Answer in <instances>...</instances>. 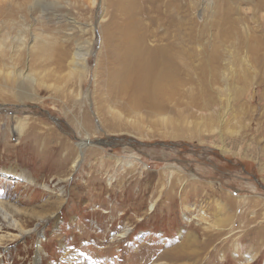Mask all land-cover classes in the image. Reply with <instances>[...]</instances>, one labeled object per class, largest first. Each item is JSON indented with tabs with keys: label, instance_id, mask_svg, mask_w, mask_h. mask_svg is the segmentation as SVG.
Instances as JSON below:
<instances>
[{
	"label": "rangeland",
	"instance_id": "1",
	"mask_svg": "<svg viewBox=\"0 0 264 264\" xmlns=\"http://www.w3.org/2000/svg\"><path fill=\"white\" fill-rule=\"evenodd\" d=\"M262 2L0 0V264H264ZM172 16L180 73L132 102Z\"/></svg>",
	"mask_w": 264,
	"mask_h": 264
},
{
	"label": "bare ground",
	"instance_id": "2",
	"mask_svg": "<svg viewBox=\"0 0 264 264\" xmlns=\"http://www.w3.org/2000/svg\"><path fill=\"white\" fill-rule=\"evenodd\" d=\"M259 5L264 7V2ZM174 10H176V12L180 11V7L178 6V4H174ZM178 15H180V13H178L177 16ZM181 25L182 23L172 16L170 26L176 28V32L173 31L174 34L172 35V40L168 35H165L158 37V43L150 45L148 44V37H150L148 27L140 24L139 20H136V26L140 29V32L137 36L134 34L129 36L132 37V39H128V43H126L125 45V47L128 49V52L122 58L123 61L130 63L129 70L127 72L131 74L127 73L128 81L126 82V85L123 86V90H125L126 88L130 89L129 98H131L132 102L136 99L138 101L147 100L148 95L152 94L154 91L157 93L163 91L164 86L161 85L162 82L169 83L172 81H176L175 76L179 75L182 64L181 53L183 52L182 46L184 44V36L181 35L180 31ZM194 36L195 35L191 33L187 36V38H191ZM78 51L79 52L75 54L73 61L76 62V64L78 59H82L83 57H85V53H80V49ZM189 55L190 52H186V56L189 57ZM218 59L220 58L215 52L212 53L209 58L211 63H215V61H217ZM84 146H87V144H85L84 142L83 144H80V147L82 149ZM8 208L10 207L0 201V221L3 222L6 220L7 216L9 215ZM151 208H153V205L150 206V210ZM227 217L228 215L225 213L224 217L221 219L218 218L215 223L217 225H223L227 222ZM0 228H2V223L0 225ZM191 242H193V240H189L188 242L186 240L185 243L190 244ZM184 249L181 246L180 248L176 249L175 253L170 255V257L172 259L177 258L180 253L184 252Z\"/></svg>",
	"mask_w": 264,
	"mask_h": 264
}]
</instances>
